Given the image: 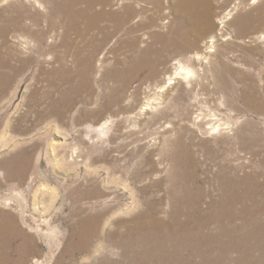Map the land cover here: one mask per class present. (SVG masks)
Masks as SVG:
<instances>
[{
    "label": "rangeland",
    "instance_id": "1",
    "mask_svg": "<svg viewBox=\"0 0 264 264\" xmlns=\"http://www.w3.org/2000/svg\"><path fill=\"white\" fill-rule=\"evenodd\" d=\"M113 1L137 8L121 33L109 21L84 30L85 20L67 27L60 17V28L42 22L29 45L11 33L0 52L5 73L20 69L0 88V212L17 234L0 256L18 259L23 233L38 248L27 264L47 254L45 264H93L110 255L108 234L124 230L117 222L152 210L165 221L189 186L204 191L207 211L220 197L219 170L264 171L225 133L243 129L259 136L254 151L264 149V0ZM14 2L0 4L4 18ZM218 124L231 129L210 128ZM96 212L112 224L87 252L74 251L78 219ZM224 246L217 263L264 264L253 245L230 255Z\"/></svg>",
    "mask_w": 264,
    "mask_h": 264
},
{
    "label": "bare ground",
    "instance_id": "2",
    "mask_svg": "<svg viewBox=\"0 0 264 264\" xmlns=\"http://www.w3.org/2000/svg\"><path fill=\"white\" fill-rule=\"evenodd\" d=\"M9 1L11 0H0V4ZM14 1L10 5L12 17L4 18L1 15L4 11L0 9V52L5 48L3 46L7 44L11 33L20 44L29 45L28 41L32 36L38 40L42 38L43 33L38 34L42 22L49 24L53 29L59 27L60 24L56 25V22L57 20L60 22V17L70 23L67 27L76 26L77 21L85 20L84 30H93L101 28L99 26L101 21H109L113 24L114 30L120 32L138 15L134 5L122 4L116 8L115 6L118 4L113 0ZM151 1L155 5L160 3L159 0ZM46 5L49 6L48 9ZM183 5L179 8L182 9ZM184 8L186 9L187 6ZM139 25L140 23L131 26V30ZM110 29L112 30V28ZM31 58L21 59L20 63L27 65L32 62ZM8 63L2 56L0 57V88L10 84L15 74L20 71L16 67L10 68L9 66L8 71L10 72L5 73L6 70L4 72L2 69L8 68L10 64ZM210 128L220 133L224 132L225 129L228 130L222 128L220 124ZM229 128L231 129V127ZM225 133H229L230 139L242 147V152L249 151V154L252 153L251 156L258 157V160L264 164V149L262 153L254 151V146L259 142V136H248L243 129H239L233 134H230V131ZM229 157L231 156L227 154L225 160L223 159L224 162L229 163ZM243 160L248 162L249 158L246 157ZM219 171V177L222 179V186L219 190L221 192L220 197L211 202L207 211L199 207L204 191L201 188L194 189L192 186L185 187L180 196H173L165 221L156 215H152L153 210L152 212L146 211L147 213L145 212L133 221H116V227L124 230H117L108 234L110 237L108 245L110 255L109 253L106 254L107 256H103L102 260L93 264H220V262L217 263V260L223 258V252L219 248V245L222 244L225 245L223 250L227 251V255L237 253V251L242 253L244 251V248L240 246L242 244L253 245L256 251L264 252V197H262L264 194V171L248 172L244 171L243 168L238 170L235 167H225ZM242 171L243 173H241ZM255 177H261L262 183ZM8 206L9 203L6 202L5 207ZM106 210L107 214L111 213L110 209ZM105 215L103 212H96L78 219L74 233L76 239V243L73 245L74 251L87 252L91 240L99 238L100 234L102 236L104 227L108 225V222L112 224V221ZM10 221H13L10 214L0 212V247L4 249L9 247V243L17 235L14 231V234L11 233L12 235L7 233L5 224ZM43 224H47L46 220L43 221ZM19 235L22 236L23 245L16 250L19 253L18 259L11 260L5 254H1L0 264H27L26 254L28 251L33 250L38 253L37 245L32 237L23 235V233H19ZM237 243L239 247L235 246ZM217 249L218 256H216L217 254L211 255ZM37 258L33 259V264H45L51 260L52 255L47 254L41 260ZM261 261L263 260L256 259L255 263L261 264ZM235 263L241 264L247 263V261L238 260L236 262L232 259L230 264Z\"/></svg>",
    "mask_w": 264,
    "mask_h": 264
}]
</instances>
